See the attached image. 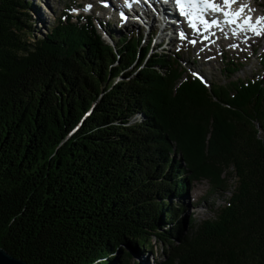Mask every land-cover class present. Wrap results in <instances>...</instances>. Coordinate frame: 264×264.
I'll list each match as a JSON object with an SVG mask.
<instances>
[{
	"label": "trees",
	"instance_id": "16d2710c",
	"mask_svg": "<svg viewBox=\"0 0 264 264\" xmlns=\"http://www.w3.org/2000/svg\"><path fill=\"white\" fill-rule=\"evenodd\" d=\"M30 4L0 0V248L28 264H130L154 242V264H264V73L234 79L228 61L226 84L201 83L140 36L107 44L66 14L36 38ZM185 176L210 197L235 186L184 232L167 197Z\"/></svg>",
	"mask_w": 264,
	"mask_h": 264
},
{
	"label": "rangeland",
	"instance_id": "374dc122",
	"mask_svg": "<svg viewBox=\"0 0 264 264\" xmlns=\"http://www.w3.org/2000/svg\"><path fill=\"white\" fill-rule=\"evenodd\" d=\"M105 1L106 0H104V2ZM97 2L99 4V0H30L31 3L29 6L30 9L28 8L30 30L33 32L36 38H40L41 36L45 35L46 30L49 26L50 28L54 26L57 19L60 18V16H62L63 13H67V8L73 7L76 4H79L80 6L83 5L84 3L96 4ZM249 2L250 4L256 2V5H254V7L261 8L262 12L264 13V5L263 6L259 5V3H264V0H248V3ZM97 5H94L95 9L103 11L102 8L98 7ZM33 6L39 8L37 9V12L42 13L43 17L45 18L44 25L36 20L35 14L33 13L32 10ZM86 6L87 5H85L82 12L85 14L88 13L90 14L91 8H93V6H91V8H89L88 10H85ZM251 9L253 10V8ZM252 12L256 16V18L262 17V15L256 13L254 10ZM67 14H71V13H67ZM98 14L99 11L97 12L95 11V13H92L93 20L94 18L97 17ZM113 20H115V18H113ZM116 21L118 22L119 20ZM109 23L110 24H108V20H106V18L105 20H101V25L107 28L106 30L107 34L112 33L111 31L113 29H117V30L120 29L119 33L116 34L115 39H118L119 37H123V36H133V35L135 36L139 34L144 35V33H146V29L144 28L141 29L140 27L137 26L133 28H129V26H127L125 27L126 29H124V27L120 28V25L115 26L116 24L115 22H109ZM106 24L108 27L106 26ZM94 26L96 31H98V34L102 36L104 42L107 44L110 43V41L106 38V35L102 31H99V28L96 27V23H94ZM263 27H264V23H263ZM140 31H142L143 34ZM154 32H157V29H155ZM170 32L168 33L171 39L169 45L167 47H162L160 49H154V53L166 54L170 58L176 56L178 62L185 66L186 71L193 72L195 74L201 73L204 76L203 78H205L209 84L212 85L226 84L227 79L223 75L224 68L226 66L225 65L226 61H224V59L234 60L241 64L242 69L233 76L234 79L236 78L251 79L252 77L264 73V66L260 60V58L262 57V53H264V48L260 44L256 45V43H254L255 41L253 40H252L253 45L249 46L246 44L245 46L240 47L238 43L239 40H237L240 37L236 38L235 43H233V41L231 40L235 39V37L233 35H229L231 39L220 37L222 41L225 39L227 40L226 44L228 43V46H226V44L220 43L221 40H218L215 42L216 45L213 46L211 43L209 45L206 43L205 45H198V46L196 44L194 48L187 47V45L185 44L179 47L175 38L176 35L171 32V36H170ZM148 36L146 35V37ZM232 44L237 45V47L242 50H240L239 53L238 52L235 53L229 47ZM251 46L254 48V51L252 50ZM211 47L213 48L211 49ZM195 50H199L198 55ZM138 117L141 118L142 117L141 114H139ZM175 155L177 158H179L178 153H175ZM181 166L184 168V170H187V167L183 162ZM185 179H186L185 192L179 197L176 196L167 197L170 205L171 204L180 205L178 206V208L180 209L179 215H180V220L184 221V232L187 231L190 220L196 223H200L203 220L213 218L214 216L213 211L217 208L225 207L227 204L226 202L230 201L229 198L235 186L234 179H232L231 188L228 189L227 192H225L223 195L217 194L215 197H210L211 195L209 192L211 190V186L208 181L201 180L194 182V181H190L188 176H185ZM151 245L152 247L150 249L148 247L140 246L139 249H137L135 252L132 253L129 263L154 264L156 261L158 262L164 260L162 245L154 244V242L151 243ZM115 260L109 261L106 264H115Z\"/></svg>",
	"mask_w": 264,
	"mask_h": 264
},
{
	"label": "bare ground",
	"instance_id": "6f19581e",
	"mask_svg": "<svg viewBox=\"0 0 264 264\" xmlns=\"http://www.w3.org/2000/svg\"><path fill=\"white\" fill-rule=\"evenodd\" d=\"M101 1H104V0H101ZM115 1L119 2V0H115ZM105 2H109L111 5H113V0H106ZM216 2L217 3H221L222 0H216ZM254 3L250 4V2L248 3V0H239V2L237 4H234V5L231 6V8H226V9H227V11H229L231 13V12H234L236 10V8L239 7L241 4H247L249 8H254V5H256V2H254ZM90 4H92V3H90ZM259 5L263 6L264 3H259ZM33 8H35L33 13L35 14L36 20L38 22H41L44 25L45 18L43 17L42 13L37 12V9H39V8H36L34 6H33ZM93 8H95V6H93ZM101 8H102L103 11L100 10V12H99L100 14H98L99 15L98 18L99 19L102 18L103 20H105L108 11H106V8H103V6H101ZM171 15L174 18L176 17L173 12H171ZM244 16H254L255 18L253 19V23H255L256 16L254 15V13L252 11H248L246 9ZM244 16L240 15L239 17H233V19L235 21H238L241 18L244 20ZM158 17H159V14H158ZM158 17H152V18L148 19V21H150L151 24H150V27L148 28V32L149 33H147L146 35L148 36L150 33L154 32L155 29H157V32L159 34L156 37L154 36V38H153L154 39V44L153 45H155V47H161V48L162 47H167L169 45L170 41H171V39L169 37V34H168L170 32V27L169 26H166L165 28L161 27V21L159 20L160 17L159 18ZM116 20H117L116 18H115V20H113V18H112V22H117ZM172 21H175V20H172ZM117 23H120V22L118 21ZM117 23L115 24V26H117ZM171 23L172 24H170V26L173 27V22H171ZM239 23H241V22H239ZM263 23H264V21L262 20L261 23L257 25V30L258 29H260L259 31L264 30ZM124 27H127V25L124 26ZM224 31H225V28L222 29L221 31L216 32L214 34V36H213L214 44H215L216 41L221 40L220 37H224V33H223ZM251 36H252L251 33H244V34L240 33V35H239L240 38L237 39V40H239L238 41L239 46L240 47L245 46L246 43L252 45V37ZM155 38H156V41H155ZM201 38H202L201 35L197 33L196 40H200V42H196L197 46L198 45H205L207 43L204 40H202ZM244 40H245V42H244ZM235 41H236V39L233 41V43H235ZM226 42H227L226 39L223 40V41L222 40L220 41V43H222V44H226ZM226 46H228V43L226 44Z\"/></svg>",
	"mask_w": 264,
	"mask_h": 264
},
{
	"label": "snow or ice",
	"instance_id": "6c2138e0",
	"mask_svg": "<svg viewBox=\"0 0 264 264\" xmlns=\"http://www.w3.org/2000/svg\"><path fill=\"white\" fill-rule=\"evenodd\" d=\"M239 0H222L221 3H217L216 0H175V3L177 6H181V14L182 15H187L184 12L183 5L188 4V5H198L199 11L201 14L207 13L209 11L213 13H218L223 15L224 24H232L235 22L233 17H239L240 15L244 14L245 9L248 11H253L251 8L248 7L247 4H241L238 9H236L234 12H229L225 11V8H231L232 5L237 4ZM125 4H128V0H125ZM130 6V5H129ZM91 8V5H87L85 10H88ZM122 18L127 19V17L123 16ZM201 23L207 25L208 27L212 26H218L219 21L216 19H212L211 21L204 19L203 15L200 16ZM252 18L248 16H244V23L248 25L249 30H251L255 35L259 36L261 35V31L257 30V25L261 23L262 20H264V17H257L255 20V23L251 22ZM189 26L192 27L195 30V25L192 23L191 19H189ZM235 35V31L233 32ZM181 38H185L184 33H181ZM207 39V37H205ZM190 43L195 44L197 41L191 40L189 41ZM230 47H237V45H230Z\"/></svg>",
	"mask_w": 264,
	"mask_h": 264
},
{
	"label": "water",
	"instance_id": "95a60500",
	"mask_svg": "<svg viewBox=\"0 0 264 264\" xmlns=\"http://www.w3.org/2000/svg\"><path fill=\"white\" fill-rule=\"evenodd\" d=\"M0 264H28V263L10 256L6 251L0 248Z\"/></svg>",
	"mask_w": 264,
	"mask_h": 264
}]
</instances>
